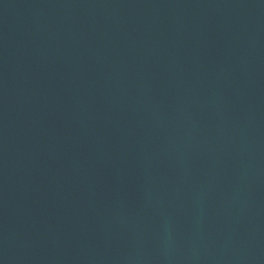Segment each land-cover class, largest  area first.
<instances>
[{"label": "water", "instance_id": "obj_1", "mask_svg": "<svg viewBox=\"0 0 264 264\" xmlns=\"http://www.w3.org/2000/svg\"><path fill=\"white\" fill-rule=\"evenodd\" d=\"M0 264H264V0H0Z\"/></svg>", "mask_w": 264, "mask_h": 264}]
</instances>
